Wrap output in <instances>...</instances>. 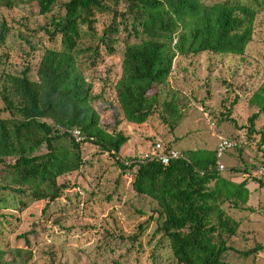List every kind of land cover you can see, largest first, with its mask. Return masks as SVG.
Wrapping results in <instances>:
<instances>
[{"label":"trees","instance_id":"16d2710c","mask_svg":"<svg viewBox=\"0 0 264 264\" xmlns=\"http://www.w3.org/2000/svg\"><path fill=\"white\" fill-rule=\"evenodd\" d=\"M116 2L0 0L5 7L23 3L34 7V15L48 21L50 27L49 31L44 29L45 33L51 39L58 37L56 48L43 50L35 80L28 77L26 68L14 73L0 70V112L7 115L0 118V164L7 171L0 180V191L25 195L30 202L42 201V212L67 189L66 182L57 180L79 168L82 144L100 147L114 157L127 140L114 130L118 123L124 120L141 124L155 112L158 87L167 80L176 56L202 53L242 56L251 40L255 16L264 11V0H224L211 5L199 0H123L125 14L131 18L130 31L137 41L125 42L120 76L113 84L118 109L114 111L120 115L114 117L111 126L105 121L98 125V115L90 105L93 101L90 85L75 69L73 52L81 37L79 25H86L89 31L95 14L110 12L113 17L99 40L106 52L111 53L115 40L110 37L117 33L118 25L114 20L116 10L110 5ZM29 15L33 16L31 12ZM8 31L6 24L0 22V47ZM91 52L90 63L97 57L95 49ZM2 58L0 53V65ZM258 91L252 102L258 104L262 97L260 110L264 111V80ZM163 106L169 107L168 103ZM226 119L233 123L228 115ZM256 119L257 112L246 119V124L249 135L259 136V151L264 145V131L254 129ZM109 129L110 133L106 132ZM73 131L79 133L80 141L71 135ZM192 152L191 156L179 152L180 157L167 166L136 158L115 159L114 163L122 176L130 175V187L135 194L156 203L160 221L152 235H161L176 264H226L222 259L239 226L223 205L228 202L238 208L236 202L245 203L246 181L233 185L222 179L215 166L214 152L205 156L198 152L195 158ZM6 157L12 162L5 164ZM258 164L264 167V153H260ZM258 182L263 184L259 179ZM18 204V211L26 208L25 202L18 200ZM8 208L0 205L1 210ZM0 215L4 227L12 232L14 226L11 228L6 215ZM143 229L141 225L137 227L131 235L132 242L137 241ZM16 238L28 244L25 234ZM261 249L257 246L241 255ZM3 257L4 251L0 250V259ZM0 264L8 263L1 260Z\"/></svg>","mask_w":264,"mask_h":264},{"label":"rangeland","instance_id":"374dc122","mask_svg":"<svg viewBox=\"0 0 264 264\" xmlns=\"http://www.w3.org/2000/svg\"><path fill=\"white\" fill-rule=\"evenodd\" d=\"M116 1L110 5L116 10L114 20L118 25L117 33L110 37L115 40L111 53L106 52L99 40L113 17L110 12L95 14L89 31L86 25H79L81 37L73 52L75 69L90 85L93 97L90 105L98 115V125L105 121L111 126L114 117L120 115L115 113L118 109L113 84L120 76L125 42L137 41L130 31L131 18L125 14V3ZM199 1L211 5L224 0ZM28 7L24 3L14 7L0 5V22L9 29L4 45L0 47L3 54L0 70L14 73L26 68L28 77L35 80L43 50L56 48L58 37L51 39L44 30L49 31L48 21L35 16L34 7ZM29 12L33 16L30 17ZM93 49L97 57L90 63ZM263 80L264 11L255 16L251 40L242 56L221 53L176 56L167 80L158 87L155 112L141 124L124 120L118 123L114 130L127 140L114 157L100 147L82 144L79 168L58 178V182H66L67 189L45 212H42V201L30 202L25 195L14 196L0 191V205L9 207L0 209V214L6 215L11 228L14 226L12 232L7 231L0 215V250L4 251L0 262L176 264L161 235H152L160 221L156 203L135 194L130 187V175L122 176L114 161L140 160L154 143L186 156H191L193 151V158L198 152L205 156L214 152L219 139L228 138L237 140V146L222 155L223 170L219 175L233 185L245 180L247 198L245 203L236 202L240 209L231 207L228 202L223 205L239 227L229 239L230 249L222 260L226 264H264V167L258 164L264 145L257 150L259 136L249 135L246 124V119L257 112L254 129L264 131V111L260 110L262 97L258 104L252 102ZM164 103L169 107L165 108ZM226 115L233 123L227 121ZM6 116L0 112V118ZM106 132L110 133V129ZM3 161L9 164L12 159L6 157ZM260 169H263L262 175L258 176ZM6 173L5 165L0 164V180ZM258 179L263 184L260 185ZM18 200L26 203V208L21 211L17 210L20 207ZM11 215L13 217L9 218ZM140 225L144 229L137 241L132 242L131 235ZM20 234L26 235L28 244L24 239L16 238ZM257 246L262 249L251 255H241Z\"/></svg>","mask_w":264,"mask_h":264},{"label":"built area","instance_id":"2783aa9c","mask_svg":"<svg viewBox=\"0 0 264 264\" xmlns=\"http://www.w3.org/2000/svg\"><path fill=\"white\" fill-rule=\"evenodd\" d=\"M71 135L77 140L80 141L81 137L77 131H73ZM237 146V140H232L228 138H221L217 142L214 149V158H215V166L217 171H222L223 166L220 163V159L224 153L233 149ZM180 157V153L171 148H167L160 143H154L149 151L144 153L140 160L144 161H155L162 166H167L171 161ZM263 169H260L257 172L258 176L262 175Z\"/></svg>","mask_w":264,"mask_h":264},{"label":"crops","instance_id":"0c3cea01","mask_svg":"<svg viewBox=\"0 0 264 264\" xmlns=\"http://www.w3.org/2000/svg\"><path fill=\"white\" fill-rule=\"evenodd\" d=\"M218 142V141H217Z\"/></svg>","mask_w":264,"mask_h":264}]
</instances>
